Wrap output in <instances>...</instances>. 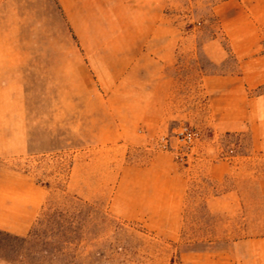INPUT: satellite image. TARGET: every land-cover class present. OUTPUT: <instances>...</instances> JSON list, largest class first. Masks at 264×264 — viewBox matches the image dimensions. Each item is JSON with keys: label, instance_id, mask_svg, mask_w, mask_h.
<instances>
[{"label": "crops", "instance_id": "crops-1", "mask_svg": "<svg viewBox=\"0 0 264 264\" xmlns=\"http://www.w3.org/2000/svg\"><path fill=\"white\" fill-rule=\"evenodd\" d=\"M55 2L79 53L76 70L84 110L92 124L95 115L98 125L90 137L98 141L96 150H90L87 159H82L85 152L73 155L67 189L90 199L93 165L97 155L108 154L109 142L123 156L128 148L170 135L183 123L187 96L183 95L180 46L187 39L180 35L163 0ZM211 12L226 50L212 38L203 45V53L213 64L229 55L235 70L198 75L196 88L207 114L203 124L220 134L246 132L254 148L264 149V0H222ZM13 56L9 47L0 46V231L24 236L47 191L29 174L8 165L30 153L26 90ZM77 131L72 127V132ZM107 168L105 163L100 186L107 187ZM176 168L169 157L160 155L144 167L123 166L110 198L111 212L123 220L143 221L158 234L176 235L193 187ZM127 170L138 176L126 177ZM205 170L220 181L234 166L220 160ZM102 179L99 173L97 180L102 183ZM207 184L214 193L204 200L205 208L227 220L229 230L217 242L188 245L197 248L182 251L179 264H264V183ZM130 187L132 195H126L125 188ZM0 264L10 263L0 260Z\"/></svg>", "mask_w": 264, "mask_h": 264}, {"label": "rangeland", "instance_id": "rangeland-1", "mask_svg": "<svg viewBox=\"0 0 264 264\" xmlns=\"http://www.w3.org/2000/svg\"><path fill=\"white\" fill-rule=\"evenodd\" d=\"M163 1L180 35L187 39L180 46V53H184L180 60L183 95L187 96L181 122L198 129L202 138L192 150L183 151L186 156L182 160L175 157L174 150L157 148L158 140L130 147L123 156L109 142L108 154L97 155L92 183L88 181L94 194L83 199L67 189L69 169L75 152H85L82 159H87L90 150H96L98 141L90 137L98 125L95 115L92 124L85 112V98L78 90L79 53L55 0H0V46L12 50L16 73L24 82L30 147L28 155L8 165L29 174L47 191L28 233L18 236L27 237L32 229L39 232L42 247L36 253L38 264H179L182 251L197 248L188 245L217 242L229 230L227 220L205 208L204 200L214 193L207 183H264V149L254 148L248 133L220 134L203 124L207 114L196 88L199 76L235 70L229 55L222 63L213 64L202 50L212 38L226 50L211 12L222 0ZM262 38L264 50V33ZM72 127L78 131L72 132ZM158 155L169 157L185 183H193L184 202L180 230L172 236L158 234L143 221L118 218L110 210L121 168L144 167ZM220 160L232 162L234 171L216 181L205 167ZM105 163L107 187L100 186L104 185ZM99 173L102 183L97 180ZM126 173L130 179L138 176L132 170ZM125 191L132 195L133 188ZM4 233H0V256L18 259L10 264H26L19 261L26 250L9 236L12 234Z\"/></svg>", "mask_w": 264, "mask_h": 264}, {"label": "built area", "instance_id": "built-area-1", "mask_svg": "<svg viewBox=\"0 0 264 264\" xmlns=\"http://www.w3.org/2000/svg\"><path fill=\"white\" fill-rule=\"evenodd\" d=\"M201 138L202 134L198 129L181 124L170 135L158 139L155 146L165 151L174 150L175 157L182 160L183 156H186L183 151L192 150Z\"/></svg>", "mask_w": 264, "mask_h": 264}, {"label": "trees", "instance_id": "trees-1", "mask_svg": "<svg viewBox=\"0 0 264 264\" xmlns=\"http://www.w3.org/2000/svg\"><path fill=\"white\" fill-rule=\"evenodd\" d=\"M0 233H3V232L0 231ZM9 236L13 240L19 241L21 243V247L24 250H26L24 257L21 256L19 261H23L26 264H34V263L38 264L39 259L36 256V253H37V250L42 247V242L40 241L39 232L36 229H32V231L28 234L27 237H18V236H12V235H9ZM50 246L53 247V244L51 243ZM52 249L54 250V248ZM53 252L50 253L51 256H53L54 254ZM0 259L3 261L9 262V263L12 262L13 260H18V259H8L4 256H0Z\"/></svg>", "mask_w": 264, "mask_h": 264}]
</instances>
